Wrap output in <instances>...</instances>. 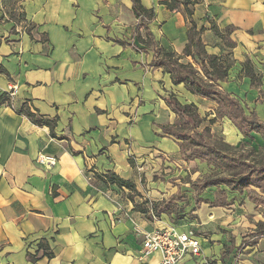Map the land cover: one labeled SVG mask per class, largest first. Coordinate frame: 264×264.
I'll return each mask as SVG.
<instances>
[{"label": "crops", "instance_id": "obj_1", "mask_svg": "<svg viewBox=\"0 0 264 264\" xmlns=\"http://www.w3.org/2000/svg\"><path fill=\"white\" fill-rule=\"evenodd\" d=\"M165 1L141 0L154 12L153 45L131 0H0V95L17 89L12 106L0 104V264H157L159 251L141 258L142 233L170 226L200 238L199 256L178 264H264V235L250 236L264 228L262 201L246 193L264 190L213 185L230 198L195 206L188 218L181 208L161 211L162 183L152 180L184 155L180 141L162 132L180 127L167 95L209 100L216 105L209 124L264 141L152 64L156 50L183 54L190 17L204 51L229 66L216 87L264 122V0H177L173 10ZM39 152L55 156L54 165L38 164ZM107 172L134 183L138 200L102 181ZM150 192L155 217L133 208H147Z\"/></svg>", "mask_w": 264, "mask_h": 264}, {"label": "trees", "instance_id": "obj_2", "mask_svg": "<svg viewBox=\"0 0 264 264\" xmlns=\"http://www.w3.org/2000/svg\"><path fill=\"white\" fill-rule=\"evenodd\" d=\"M176 2L177 0H170V2L165 1L164 3L170 10H173L176 8ZM131 3V11L138 19L139 25L144 26L147 40L154 45L155 40H153L150 28L147 26L148 21L153 18L154 12L151 8H145L141 0H131ZM186 4H188L186 1L183 2V8L186 14L190 16L191 13L187 9ZM188 18L191 27L187 34L188 42L182 50L183 54L177 55L173 52H159V50H156L155 54L157 56L153 59L152 64L168 72L174 84L183 82L192 94L195 93L217 102L221 109V111L217 110V114L219 116L226 115L245 135H249L252 130H256L264 137V122L257 118L254 110L251 109L246 113L238 99L236 100L225 91H221L216 87L218 82L227 76L229 66L219 63L216 55H211L204 51L199 38V30L196 29L193 20L190 17ZM186 57H190L191 61H188ZM164 99L170 111L177 115L180 127L164 126L162 127L163 134L170 135L180 141L181 153L190 152V155L185 157L187 160L199 158L206 160L209 164H213L215 168H222L226 171L221 175L213 172L195 179L192 187L196 195L213 185H226L230 190L238 192L248 186H256L264 190V159L251 163L243 155H239V157L230 155L228 150L231 146L225 142L210 139L208 128H204L201 132L196 130L199 125V117L194 108L195 106L181 104L172 95H167ZM8 100L7 93L0 95V104L8 103ZM22 113H25L37 123L40 122L50 128L53 127V122L49 120L34 119L35 117L27 109H23ZM185 125H187L189 131L185 130ZM99 178L108 184L114 183L135 192L134 183L130 180L119 178L113 172H107L103 176H99ZM133 208L148 214V216L150 215V217H155L159 212L157 211L159 208L156 205L151 206V214L149 209L137 204H134ZM161 211L169 210L168 207H164ZM258 235H264V228L258 227L254 233L250 234L252 237Z\"/></svg>", "mask_w": 264, "mask_h": 264}, {"label": "rangeland", "instance_id": "obj_3", "mask_svg": "<svg viewBox=\"0 0 264 264\" xmlns=\"http://www.w3.org/2000/svg\"><path fill=\"white\" fill-rule=\"evenodd\" d=\"M177 94V93H176ZM183 93H179V101L181 103H192L188 102L189 99L182 96ZM191 100V99H190ZM204 103V102H203ZM206 106H204L200 99H196L194 103L188 104L195 106V110L199 117V127L197 128L198 131H201L203 126H210L209 127V133L208 136L212 140L213 139H219L220 141L228 142L232 147L228 150V153L232 156L239 157V155L245 156L246 160L250 161L251 163L253 161H260L264 159V141L261 140L254 132L251 133L249 138L240 136L236 132V136L232 137L231 132H226L225 125L222 123H212L209 124L211 119H214V112L216 111L215 107L216 105L212 102L205 101ZM218 122V121H217ZM228 123V122H227ZM188 129V128H187ZM214 138H213V137ZM255 139L259 141V143L255 142ZM253 146V147H252ZM252 147V149L250 148ZM262 148V150H261ZM190 155V152H185L184 155H182L183 158H180L178 162L174 163L173 165L169 166L168 169H166V172H162L159 175L152 176V180L156 181L160 184L161 194L163 196L164 202L163 205L168 207V210H179L180 208L183 210L184 214H181V216L189 215L188 218L193 217V207H199L200 205L203 206V208H206L203 203L206 202L208 204V207L211 206L214 203H221L224 202V200L227 199V197L230 198V195L227 193V191L224 190V188H215L211 187V189H206L200 194L195 193L192 187V183L195 179L198 177H202L204 175H209L211 173H216L217 175L223 174L224 171L222 168H215L213 164H209L206 162V160H202L199 158H193L192 161H188L185 157H188ZM181 157V156H180ZM184 159V160H183ZM186 159V160H185ZM164 184V185H163ZM246 193L249 195V197L254 201L261 202L262 201V209H264V197L261 200L259 198L260 194H264L262 191H258L259 193L253 192L252 188H249ZM227 190V189H226ZM156 191V189H155ZM135 197L139 196L138 193L134 192ZM232 195V194H231ZM147 208H151L152 205H155L154 199L155 192H150L149 195H147ZM240 199L241 196H236V201L233 202V205H240ZM138 200V197H137ZM145 202V200H144ZM210 208V207H209ZM173 209V210H172ZM264 213V212H263ZM178 216V215H177ZM264 218V214H263ZM247 241L249 238L244 237ZM252 241V240H250Z\"/></svg>", "mask_w": 264, "mask_h": 264}, {"label": "built area", "instance_id": "obj_4", "mask_svg": "<svg viewBox=\"0 0 264 264\" xmlns=\"http://www.w3.org/2000/svg\"><path fill=\"white\" fill-rule=\"evenodd\" d=\"M24 28L29 26L28 23H22ZM16 88L12 87L7 93L8 103L12 106V98L16 93ZM56 157L39 152L36 162L43 165H54ZM161 253V258L157 264H178V262L187 254L199 256L200 238L197 237L193 229L180 232L174 226L153 231H145L141 236L140 254L147 257L153 252Z\"/></svg>", "mask_w": 264, "mask_h": 264}]
</instances>
